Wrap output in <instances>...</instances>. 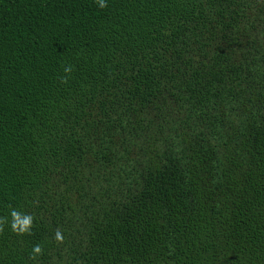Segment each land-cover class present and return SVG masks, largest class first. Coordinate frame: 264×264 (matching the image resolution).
<instances>
[{"label":"trees","instance_id":"1","mask_svg":"<svg viewBox=\"0 0 264 264\" xmlns=\"http://www.w3.org/2000/svg\"><path fill=\"white\" fill-rule=\"evenodd\" d=\"M0 264H264V0H0Z\"/></svg>","mask_w":264,"mask_h":264},{"label":"clouds","instance_id":"2","mask_svg":"<svg viewBox=\"0 0 264 264\" xmlns=\"http://www.w3.org/2000/svg\"><path fill=\"white\" fill-rule=\"evenodd\" d=\"M97 5L98 7L103 8L105 6V0H97ZM64 72H68L69 71V67H64L63 69ZM11 215L13 217V222L11 223V228L13 231H27L28 230V226L31 223V217L29 216H24L22 219L19 217V215L15 212L12 211ZM19 225V228H17V226ZM55 238L57 240H59L61 238L60 236V232L57 230V232L55 233ZM40 251V247L39 245H34L33 246V252L38 253Z\"/></svg>","mask_w":264,"mask_h":264}]
</instances>
